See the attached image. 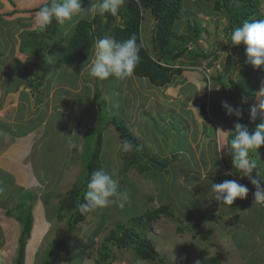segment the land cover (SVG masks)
<instances>
[{
  "label": "rangeland",
  "instance_id": "1",
  "mask_svg": "<svg viewBox=\"0 0 264 264\" xmlns=\"http://www.w3.org/2000/svg\"><path fill=\"white\" fill-rule=\"evenodd\" d=\"M42 1L44 2L33 0L24 5L28 8L17 9L16 5L19 6V4L13 0L11 13H6L7 9L0 5L2 12L0 13V50L5 49L0 54V71L10 73L11 77H18L24 72L28 73L26 77L33 84L30 90H34L30 93L35 98L32 100L31 95L27 97L22 93L19 101L28 99L30 104L37 105L41 99L43 106L46 104L45 111L42 109V114L48 117L44 129L45 134L52 136L47 140H40L39 147L33 149L31 153L30 166L34 175H30V184L20 185L15 176L17 181L5 177L2 179L4 184L0 183V264H14L17 256L21 226L15 220L14 214H7V211L13 213L21 191H28L32 196L30 206L33 220L30 238L26 244L24 264H49L48 253L52 249L50 245L59 240L65 228L64 221L58 222L54 217L57 202L73 183L80 179L82 163L94 142L92 138L94 134L91 132L99 124L97 116L103 106L108 119L111 115H117L133 132L146 153L159 160L171 159V154H174L177 156V161L170 164L167 172H160L155 176L148 172L138 173L136 165L129 166L128 172L125 173L123 169L126 163L123 162L122 155H130L132 150L124 151L123 142L119 140L113 127L102 125V157H100L103 169L114 174L119 180L120 190L127 193L128 199L123 208L112 206L89 213L87 218L77 225L74 235L69 238V254L62 255L56 264H161L156 261H141L133 248L126 245L119 247L108 237L112 230L122 232L123 228L129 229L134 217L141 216L148 209L157 208L162 205L161 203L166 202L164 197L171 195L167 193V190L180 194L171 196L174 199L173 211L176 218L163 215L155 224H151V227L147 225L145 228L144 221L134 224L137 232V236L134 237L136 242L146 240L152 243L158 255L164 259V264H200L206 252H210L208 256L218 255L221 264H231L229 263L231 250L227 249V244L218 237L219 234L215 236L212 233L215 224L211 225L207 222L208 224L202 225L199 219L200 217L203 220L206 216V218L214 219L215 223H221L226 211L212 205L208 210H201L203 215H200L201 213L195 208L189 207L188 202V199H195L197 203L196 198H199L197 189L190 185L194 184V178L201 177L200 169L195 172L189 170L196 167V162L199 164L200 154L195 142L202 136L201 128L215 133L217 128L225 123L234 129L232 121L220 116L209 118L207 114L200 111L203 95H206L208 105L216 104L222 95L220 90L214 91L215 82L211 78L230 76L232 80L239 82L257 76L256 70L248 71L252 66L246 63V56L232 55L233 58L235 57L234 64L236 63L235 69L232 67L229 52L232 31L222 32L228 23L224 13L214 12L212 6L203 1L184 0L182 14L175 22L174 30L177 34L184 33L186 21L195 19L200 29L196 45L200 50L213 52V55L197 64H192L184 56L180 60V66L185 69L181 77L164 88H157L152 86L146 78H138L133 74L123 80L110 77L108 80L100 81L90 75L88 64L81 69L78 64L59 65L56 57L60 48L57 46H60V41L62 45H67L68 35L74 27L61 28L53 22L54 25H50V29L43 31L42 34L37 29L35 37L29 38V35L22 32L36 29L33 25L35 9L48 2V0ZM88 1L93 2V0ZM261 5L264 15V0ZM122 10H125V3ZM123 22L124 18L118 14L115 25L122 27ZM154 24V20L147 11L142 22L143 42L149 37ZM10 32L14 36L12 40ZM105 37L112 36L105 34L103 38ZM21 38L24 40L35 38V40L32 39L31 45L25 42L23 47L28 55L26 62L21 60L16 45L10 42ZM100 39H96V42ZM225 44L227 51H222L221 46ZM35 50L39 53L37 57L29 54ZM16 58L20 59L19 62ZM91 59L92 52L89 60ZM3 79L5 83H12L11 78L8 82L7 78H2L1 83ZM19 80L18 78L17 82ZM40 80L44 83L41 88L42 95L37 98L36 95L40 89L36 88V85L40 83ZM12 87L15 88L17 85L10 84L11 91ZM261 91H264V79L258 84V89L251 99L253 107L257 106V99L264 98V93L259 94ZM12 101L11 97L5 99L0 97V103H2L0 120L4 123L11 120L7 114L12 113ZM19 106V113L28 111V108L22 104ZM22 116L19 118V123L23 124ZM43 119V116L33 118L30 125L22 127L17 125L14 127L13 122L12 124L8 122L13 127H8L6 131L13 133L14 128L20 134L36 127L37 124L42 126ZM65 137L68 139L67 144L70 148L65 147ZM188 140L193 146V156H191L193 159H189L192 165L188 166L189 169L181 156L184 153L183 148L187 151L188 147L190 150ZM10 151L12 150L0 151V159L7 158V153ZM13 152L17 155L15 150ZM129 157L132 158V155ZM261 157L262 152L259 157L256 154L252 155L257 165ZM223 161L225 162V159ZM19 164L18 168L21 170L23 163ZM31 167L26 165L24 169L28 168L26 170L30 172ZM218 169L220 165L215 161L213 170ZM0 171L10 173V177H13L14 172L7 165L0 163ZM15 171L21 174L20 171ZM51 182L57 184L52 187L48 184ZM24 194L23 192L21 195ZM191 194L192 197H190ZM46 195L50 196L46 198ZM183 197H186V200ZM180 204L184 205V214L180 220L186 228L183 227L182 231L177 232L176 227L179 226L177 217L182 214ZM219 215L221 219L218 218ZM195 233L197 237L194 239L192 234ZM234 254L238 257L237 252ZM104 255L106 257H103Z\"/></svg>",
  "mask_w": 264,
  "mask_h": 264
},
{
  "label": "trees",
  "instance_id": "2",
  "mask_svg": "<svg viewBox=\"0 0 264 264\" xmlns=\"http://www.w3.org/2000/svg\"><path fill=\"white\" fill-rule=\"evenodd\" d=\"M196 1H203L206 4L211 5L214 9L213 11L216 13H224L228 23L223 28L222 32L232 31L236 26H241L245 20L251 21L264 19L261 9L263 0H195V2ZM90 4L91 2L84 0L83 6L88 7ZM183 5L184 0H126L125 10H121L122 12L120 11L118 13L124 18L122 27L115 25L116 16H112L109 13L96 15L94 18L86 17L76 24L73 31L68 35L69 38L67 45H62L60 47L56 61L59 65L78 64L80 65L79 69H81L87 65L96 39H102L105 34L112 36V38H115L116 40H126L135 36L139 46L140 61L134 70L133 75L138 78H146L154 87L164 88L181 77V74L185 69L180 66V60L184 56L189 62H192V64H197L199 61L205 60L213 55V52L200 50L197 47L196 42L200 35V29L195 19L186 21L184 33L177 34L174 30L175 22L181 17ZM35 10L38 11L39 8ZM147 11L155 24L149 33V37L143 42L142 22L144 20V14L147 13ZM48 29H50V26ZM22 32L29 35V38H31L36 36L35 33L37 32V29L34 31ZM42 33L43 32H41V34ZM41 37L44 36L41 35ZM29 38H26V40L21 38L19 40L18 53L20 56H27L26 52L23 50L25 42L26 44L31 45L32 39L35 40V38L28 40ZM221 49L222 51H227V45H222ZM37 52L38 50H35L34 52H29V54L37 57L39 54ZM229 52L232 58V67L235 69V57L233 58L232 55L245 57V48L244 46H231ZM251 69L254 71L256 70L255 74H257V76L239 82L232 80L230 76L212 77L211 80L215 82L214 91L216 92L220 90L222 95L216 104L212 103L209 105L206 103V95H203L201 97L203 104L199 107L200 111L211 118H218L220 116L223 119L231 120L232 123L235 124L237 122V117L235 115H227L222 108V102L227 101L231 106L240 108L241 117L238 122L247 126L250 132L254 131L256 126L260 123V118L258 116L255 121L250 119V110L253 107L251 99L258 89V84L264 79V67H261L260 69H254L251 67L248 71ZM28 83L30 84L29 86H33L30 81H28ZM43 83L44 81L40 80V83L36 85V88L40 89L39 93L36 95L37 98L42 95L41 88H43ZM0 89L2 92H6L9 90V86L0 82ZM97 117H99V124L91 132V134H94L92 137L94 139V142L92 143L93 146H91L92 148L82 163L80 179L75 181L57 202L54 217L58 222L64 221L65 228L61 233L59 240L50 245L52 249L48 253L50 258L49 264H56L62 255L69 254V238L74 235L77 225L83 222L89 214H82L79 209V204L83 202V195L87 190L86 186L90 179V174L94 170L103 168L101 160L102 125L113 127L118 138L123 143L127 140L133 144L132 152L130 154L132 155V158L127 154L122 155V160L126 163L124 167L125 169H123L125 173L128 172L130 168L129 166L136 165L135 167L137 168L138 173L148 172L153 174L152 176H155V174L160 172H167L168 166L172 162L177 161V156L175 155L172 156L171 159L159 160L149 153H146L144 148L141 147L139 140L133 135V132L129 130L126 124H124L117 115H111L110 119H108L104 106L100 108ZM260 150H262V147ZM226 168L230 169L231 167L227 164ZM56 184V182L50 183L51 186H55ZM27 193L18 197V201L13 208V213L7 211V214H14L15 220L21 226L17 256L14 259V264L25 263L26 244L31 234V224L33 220L30 200L32 199V196ZM167 193L171 195L164 197L166 202L161 203L162 205L157 206V208L148 209L141 216L134 217L131 220L132 224L129 229L123 228L122 232L112 230L109 233L108 238H110L112 242H115L119 247H125L126 245L133 248L138 259L141 261H156L164 264V259L158 255L157 250L152 243L146 240L136 242L134 237L137 236V232L134 229V224L144 221V228L147 227V225L151 227V224H155L163 215L175 219V212L173 211L174 199L171 196L180 194L174 193L173 190H167ZM49 196L50 195H46V198ZM190 197H192V194ZM183 199L186 200V197H183ZM181 202L183 201L181 200ZM188 202L189 207H191L190 205L195 203V199H188ZM180 208L182 214L177 217L179 225L176 227L177 232L182 231L183 227L186 228L180 220L184 214V205H181ZM213 220L211 218L207 222H216ZM192 237L195 239L197 234H192ZM200 238H202V236H200ZM209 253L210 252L205 253V258L201 260L200 264H221V259L218 255L208 256ZM103 257H106V255Z\"/></svg>",
  "mask_w": 264,
  "mask_h": 264
},
{
  "label": "clouds",
  "instance_id": "3",
  "mask_svg": "<svg viewBox=\"0 0 264 264\" xmlns=\"http://www.w3.org/2000/svg\"><path fill=\"white\" fill-rule=\"evenodd\" d=\"M124 3L125 0H93L90 6L85 7L84 0H48L34 13L33 25L41 32L46 31L53 21L61 28H73L86 17L94 18L97 14L105 13L117 16ZM230 44L232 47L244 46L246 63L254 69L264 67V19L245 20L241 26L234 28L230 33ZM139 61V46L135 36L126 40L105 37L95 43L92 59L87 64L93 78L100 81L108 80L110 77L123 80L133 74ZM25 80L31 88L28 78ZM261 93L264 91L259 94ZM222 108L227 115L237 117L234 132H223L231 135L227 148L232 157V164L237 173L241 177L248 178L254 186L255 203L264 202V179H261L257 161L252 158L253 153L259 157V150L264 146V98L257 99V106L250 110L252 121H255L258 116L260 118V123L252 132L247 126L238 122L241 117L240 108L231 106L227 101L222 102ZM132 148L133 144L125 140L123 150L127 152ZM226 175H232V173H226ZM209 183L211 185L210 200L218 202L220 209L225 208L229 212L230 206L237 199H245L249 192L247 185L235 179H226L218 184L209 180ZM86 187L83 202L79 204L82 214L112 206L123 208L128 199L127 193L120 190L119 180L103 168L94 170L90 174Z\"/></svg>",
  "mask_w": 264,
  "mask_h": 264
},
{
  "label": "crops",
  "instance_id": "4",
  "mask_svg": "<svg viewBox=\"0 0 264 264\" xmlns=\"http://www.w3.org/2000/svg\"><path fill=\"white\" fill-rule=\"evenodd\" d=\"M16 1L19 4V6L16 5L17 9H20V8L25 9V7L28 8V6H24V5L30 3L33 0H16ZM37 1L44 2L42 0H37ZM12 3H13V0H0V5H2L4 9H7L6 13L12 12L13 10ZM3 14L5 13L3 12ZM12 34L13 33L10 32L11 40L12 38H14ZM19 40L10 41L16 45L17 51L19 47ZM59 43H60V46H57V47L60 48L62 46V43L61 41ZM4 50H5L4 48H1L0 54ZM27 57L28 56L23 55L20 58L22 61H25ZM16 59L19 62L20 59L18 58ZM24 73H22L18 77H11L10 73H6V72L3 73L2 71H0V81L2 80V78H7V82H8L9 79L11 78V82H12V83H5L3 79L2 82L9 86V90L6 92H2L0 89L1 98L5 99V98L11 97L13 99L11 103V105L13 106L12 113L9 112L7 114L9 115L8 117L11 119V120H8V122H11V124L13 122L14 127L15 125H17V127H22L23 125H30L33 121V118H39V116H43L44 118L43 124L42 126L37 124L36 127H33L32 129L26 132L18 134V132L15 131L14 128H13L14 130L13 133H8L6 129H8V127L12 125L8 122L4 123L2 122V120H0V151H5L8 149L12 150L9 153H7L8 154L7 158L0 159V163L2 165H7L14 172V174H12L13 177H10L11 175L10 173L0 171V183L1 184L4 182L2 179L5 177H7L9 180L10 178H12V180L17 179L18 181L17 180L16 181L22 186H26L27 183L30 184L31 183L30 178L32 175H34L33 169L30 166L31 153L33 149L39 147L40 140L42 139L47 140L49 137H52L49 134H45V129H44L45 124H46L45 122L48 117L46 118V114H42V109H44L46 104L43 106L42 100L37 105H35L34 103L30 104L28 99L19 101L20 94L23 93L24 95L28 97L29 95H31L30 91L32 92V90H30V88L27 85V80H25L27 78L26 76L28 75V73L26 72ZM18 78L20 79L19 82H17ZM10 84L17 85V87L15 88L12 87V91H11ZM48 92H50V90ZM30 98L34 100L35 97L31 95ZM20 104L28 108V111H26L25 113H19L18 108L20 107L19 106ZM1 105L2 103H0V106ZM21 115H23L22 116L23 121H24L23 124L19 123V118ZM232 130H234L233 127L231 126L228 127L225 123L223 126L218 127L215 133H211V131L208 132V129L206 128L204 129L201 128L202 136L199 138V140H196L195 142V146L198 147L199 154L201 157L198 156L199 164H197L196 162L195 164L196 167H194V169L192 167L189 170L191 172H195V170L200 169L201 177L194 178V184L190 185L191 187L194 186V188L197 189V194L199 195V198H196L197 203H194L190 206L191 208H195L197 212L201 213L200 215H203L201 210H205V209L208 210L209 208L212 207V205L213 206L215 205L216 207L219 206L218 202L214 200H210L209 198V191L211 188L209 180L213 183L218 184V183H222L226 179H235L238 182V178H239L240 180L239 183L245 184L249 188L247 197L243 200L237 199L233 203V205L230 206V212L227 211L225 208H223L224 211H226V215L223 217V219H221L222 220L221 223L220 222L218 223L208 222V223H210L211 225L215 224L212 230L213 235L217 236L219 234L220 236L218 237H220L221 240L224 241L223 242L224 244H227L226 246L227 249L231 250V258H230L229 263L231 264H264V202L255 203L254 195H253L255 192L254 186L251 185L248 178L241 177L237 173V170H235L234 166H232V157L229 155L228 148H227L229 141L231 139L230 134L223 133V132L231 133ZM65 139H66L65 147H69L68 146L69 144H67L68 139L66 137ZM188 142H189L190 150H188V147H187V151L185 148H183L184 153L183 155H181L183 156L184 158L183 162L187 167L192 165V161L190 163L189 159L192 158L191 156H193L192 143L190 142V140H188ZM14 150L17 152V155L13 152ZM261 152H262L261 161L258 162L257 166H259L258 170L261 173V177H262L261 179H264V146H262V150H259V153H258L259 156ZM188 153H189V157H188ZM178 154H181V153H178ZM171 155H174V154H171ZM252 155H255V154L253 153ZM223 159H225V162L223 161ZM24 160H27V162L26 161L24 162ZM215 161L217 164L220 165V169L216 171L213 170ZM18 163L20 164L23 163V165H21L23 167L21 170L20 168H18L19 167ZM227 164L230 165L231 167L230 170L226 168ZM26 165L31 167L32 173H31V170L30 172L26 170L28 168L24 169ZM169 166L167 168L168 170H169ZM1 167L5 169L4 166H1ZM15 170L20 171L21 174L17 173ZM226 173H232V175H226ZM14 176L16 179L14 178ZM6 185H8L7 182H6ZM23 192L27 193L28 191H21L20 195ZM199 219L202 225L208 224L207 221L209 220V218L205 217L202 220L199 217ZM235 252H237L238 257L236 254H234Z\"/></svg>",
  "mask_w": 264,
  "mask_h": 264
},
{
  "label": "bare ground",
  "instance_id": "5",
  "mask_svg": "<svg viewBox=\"0 0 264 264\" xmlns=\"http://www.w3.org/2000/svg\"><path fill=\"white\" fill-rule=\"evenodd\" d=\"M238 182H240L239 178H238Z\"/></svg>",
  "mask_w": 264,
  "mask_h": 264
}]
</instances>
